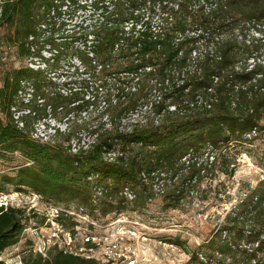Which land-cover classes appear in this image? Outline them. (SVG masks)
<instances>
[{
    "label": "trees",
    "instance_id": "16d2710c",
    "mask_svg": "<svg viewBox=\"0 0 264 264\" xmlns=\"http://www.w3.org/2000/svg\"><path fill=\"white\" fill-rule=\"evenodd\" d=\"M69 6H90L98 14L81 20V46L74 52L91 75L60 93L55 110L74 106L84 124L89 117L82 113L101 106L99 114L116 110L119 120L157 91L153 116L114 130L95 124L93 141L74 152L70 131L56 129L58 136L68 135L66 145L60 138H34L24 115L18 125L12 109L19 90L31 81L41 88L42 70L12 68L0 88V154L19 151L32 161L18 170L15 184L107 215L147 201L137 184L150 192L153 181L165 180L162 174L185 169L195 177L206 168L195 152L257 132L264 119V0H0V27L10 28L6 41L21 57L35 55L40 34ZM226 151L220 149L223 156ZM125 187L136 190L132 199ZM182 193L174 187L166 196L180 200ZM27 220L25 208L0 203V252L18 241ZM32 257L25 264H97L62 251L50 259ZM185 264H264L263 183L245 192Z\"/></svg>",
    "mask_w": 264,
    "mask_h": 264
},
{
    "label": "rangeland",
    "instance_id": "374dc122",
    "mask_svg": "<svg viewBox=\"0 0 264 264\" xmlns=\"http://www.w3.org/2000/svg\"><path fill=\"white\" fill-rule=\"evenodd\" d=\"M64 10L66 13L55 19L57 24L40 34L34 44L35 55L21 57L19 49L6 41L10 28L0 27L1 86L3 75L12 68L28 65L42 70L39 79L42 87L37 89L32 81L26 83L15 109H12L14 118L24 115L28 131L34 138L43 141L60 138L66 145L69 143L66 140L68 135L58 136L57 128L67 134L70 131L71 144L72 141L84 144L93 141L91 126L95 124L101 123L102 126L105 123L106 127L114 130L113 127H128L136 121L151 118L150 102L158 98L157 91L138 109L124 113L121 121L114 119L118 115L116 110L110 111V114H99L101 106L98 111L90 108L92 112L82 113V116L89 117L84 124H81V115L73 111L74 106L65 104L55 110L54 104L59 102L60 93L66 94L69 89L86 84L91 75V70L84 68L74 52L81 46L78 33L81 20L89 22L98 16L90 6L86 10L75 11L70 6L64 7ZM67 111H73L68 115L69 119ZM0 116H4L1 110ZM109 117L113 120L112 124ZM21 119L19 126H22ZM245 135L233 139L227 147L221 144L214 149L208 145L198 153L194 151L199 157L196 160L203 161L206 167L195 177L187 175L185 169L177 174H162L165 180L153 181L150 192L144 190L142 184H137L138 196L143 200L148 197L147 201L140 206L131 203L127 208L111 211L107 215H103L100 209L92 211L79 201H59L42 195L34 188L15 184L18 170L31 165L32 161L19 151L0 154V202L23 207L28 215L26 228L18 241L0 252V260L6 264H25V258L31 262L35 254L47 259L57 251L68 254L64 251H75L83 246L86 241L84 236L89 233L95 239L107 242L97 247L93 259L97 264H110L114 258L119 260L125 253L137 255V264H185L192 251L214 235L226 214L244 198L245 192L264 184V119L260 121L256 133ZM220 149L228 152L223 156ZM163 185L165 191H162ZM174 187L183 190L184 196L180 200L166 196ZM56 208L60 215L56 213ZM70 231L75 235L72 246L67 244L65 237ZM109 244L112 247L106 246Z\"/></svg>",
    "mask_w": 264,
    "mask_h": 264
},
{
    "label": "built area",
    "instance_id": "2783aa9c",
    "mask_svg": "<svg viewBox=\"0 0 264 264\" xmlns=\"http://www.w3.org/2000/svg\"><path fill=\"white\" fill-rule=\"evenodd\" d=\"M0 10H1V8H0ZM26 85H27L26 83H23V87L19 90V94H22L23 93V91L25 90V86ZM0 88H1V84H0ZM28 100H30V99H28ZM13 109H15V107H13ZM15 117H16L15 118L16 121L19 122L21 117L19 115L18 116H15ZM21 124L23 125L22 120H21ZM76 142L77 141H74V142L72 141V144H71L72 145V151H74V152H77L78 150H80V148L82 146H84V147H88L89 146V143L83 142L84 144H82V143L77 144L78 142L77 143ZM119 150L120 149H118L115 152L114 151L113 152H110L108 155L109 156H112V155L115 156V154L117 152H119ZM143 175L146 176V174H143ZM90 178H92V176ZM123 194H125L126 196H128V198H130V199H132L134 197V192L129 187H125L124 188ZM94 202L96 204L98 202V200L97 199H94ZM56 213L58 215H60V211H59L58 208H56ZM86 219H88V218H86ZM118 221H121V220L119 219ZM53 222H55V221H53ZM65 237H67V239H68L67 240V244L72 246V244H73L72 243V240L74 239L75 235L73 233H71V231H70V232H66V236ZM84 238L86 239V241L83 243L84 244L83 246L81 245V246L77 247V249H75V251H70L69 252V251H66L65 250L64 252L65 253H68V254L76 255V256L82 255V256H85L88 259H94L95 255L97 254V251H96L97 250V247L101 243H104V242L95 239L94 236L92 234L90 235L89 233L86 234L84 236ZM104 244H107V242L104 243ZM106 246L108 248L109 247H112L110 244L109 245H106ZM119 258H120L119 260H117V258H114V260H112L110 264H137V261H138V257L135 254H128V255H126V253H125V254H123Z\"/></svg>",
    "mask_w": 264,
    "mask_h": 264
}]
</instances>
